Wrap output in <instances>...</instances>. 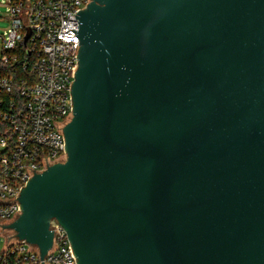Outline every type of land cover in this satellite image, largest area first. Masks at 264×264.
<instances>
[{
	"label": "water",
	"instance_id": "obj_1",
	"mask_svg": "<svg viewBox=\"0 0 264 264\" xmlns=\"http://www.w3.org/2000/svg\"><path fill=\"white\" fill-rule=\"evenodd\" d=\"M75 16L67 158L1 226L42 264L54 220L77 264H264V0H91Z\"/></svg>",
	"mask_w": 264,
	"mask_h": 264
},
{
	"label": "built area",
	"instance_id": "obj_2",
	"mask_svg": "<svg viewBox=\"0 0 264 264\" xmlns=\"http://www.w3.org/2000/svg\"><path fill=\"white\" fill-rule=\"evenodd\" d=\"M90 2L8 0L10 29L1 36L0 62L26 59L22 68L30 72L15 79L0 70V222L11 223L21 214V188L35 173L67 158L63 127L73 118L70 87L80 49L75 15ZM22 43L28 56L21 57ZM51 230L53 245L44 263L77 264L66 230L55 220ZM0 264H42V258L38 247L18 240L0 252Z\"/></svg>",
	"mask_w": 264,
	"mask_h": 264
},
{
	"label": "rangeland",
	"instance_id": "obj_3",
	"mask_svg": "<svg viewBox=\"0 0 264 264\" xmlns=\"http://www.w3.org/2000/svg\"><path fill=\"white\" fill-rule=\"evenodd\" d=\"M8 14V0H0V51L3 45L1 36H7V33L10 29V24L7 19ZM10 221L0 222V252L5 249L8 242H17L18 238L15 236L16 233L9 229L8 226Z\"/></svg>",
	"mask_w": 264,
	"mask_h": 264
},
{
	"label": "trees",
	"instance_id": "obj_4",
	"mask_svg": "<svg viewBox=\"0 0 264 264\" xmlns=\"http://www.w3.org/2000/svg\"><path fill=\"white\" fill-rule=\"evenodd\" d=\"M19 48H22V50H19L20 51V54H21V57H24V53L26 56H28L29 52L27 50H24V45L23 43L19 46ZM20 57V58H21ZM26 61V59H22L20 60L16 65H13V64H5L3 65L1 62H0V70L3 74L9 76V77H13L15 79H19V77H24L27 75V73H29L30 71L26 72V71H23V68H22V63ZM7 98V97H6Z\"/></svg>",
	"mask_w": 264,
	"mask_h": 264
}]
</instances>
